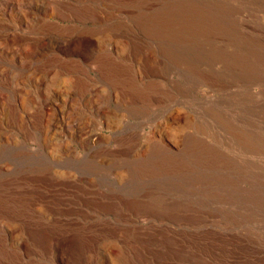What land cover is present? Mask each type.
<instances>
[{
    "label": "rangeland",
    "instance_id": "374dc122",
    "mask_svg": "<svg viewBox=\"0 0 264 264\" xmlns=\"http://www.w3.org/2000/svg\"><path fill=\"white\" fill-rule=\"evenodd\" d=\"M0 264H264V0H0Z\"/></svg>",
    "mask_w": 264,
    "mask_h": 264
}]
</instances>
